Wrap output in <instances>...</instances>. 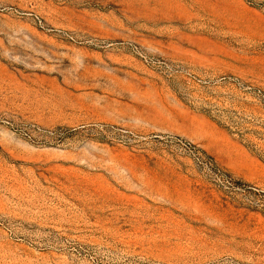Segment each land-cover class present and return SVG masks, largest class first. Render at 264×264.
I'll list each match as a JSON object with an SVG mask.
<instances>
[{
	"label": "rangeland",
	"instance_id": "obj_1",
	"mask_svg": "<svg viewBox=\"0 0 264 264\" xmlns=\"http://www.w3.org/2000/svg\"><path fill=\"white\" fill-rule=\"evenodd\" d=\"M0 264H264V0H0Z\"/></svg>",
	"mask_w": 264,
	"mask_h": 264
}]
</instances>
